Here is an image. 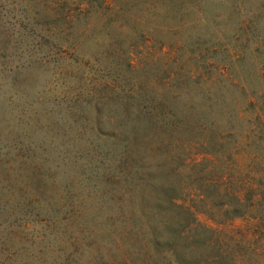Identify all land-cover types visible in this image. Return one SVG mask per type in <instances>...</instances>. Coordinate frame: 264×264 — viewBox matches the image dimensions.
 Here are the masks:
<instances>
[{
    "label": "rangeland",
    "instance_id": "374dc122",
    "mask_svg": "<svg viewBox=\"0 0 264 264\" xmlns=\"http://www.w3.org/2000/svg\"><path fill=\"white\" fill-rule=\"evenodd\" d=\"M73 3L0 0L4 263L108 260L83 250V231L107 246L111 214L124 202L114 162L90 147L112 141L102 136L113 130L108 118L151 105L176 126L148 136L138 158L151 186L141 189L196 195L190 202L214 219L201 212L199 221L216 232L197 255L264 264V0H116L109 16L67 19ZM116 93L155 100L125 105ZM239 189L244 214L225 218L227 193Z\"/></svg>",
    "mask_w": 264,
    "mask_h": 264
},
{
    "label": "trees",
    "instance_id": "16d2710c",
    "mask_svg": "<svg viewBox=\"0 0 264 264\" xmlns=\"http://www.w3.org/2000/svg\"><path fill=\"white\" fill-rule=\"evenodd\" d=\"M61 1V0H60ZM66 2V0H63ZM75 9L70 6L63 12V16L72 19L75 15L85 16L98 15L96 19H101L105 15L114 13L116 0L108 3L107 0H74ZM77 10V11H76ZM77 12V13H74ZM107 18V17H106ZM114 24L120 25L114 22ZM118 102L130 105L132 101L142 103L144 100L152 104L154 98L125 97L121 99L116 93ZM132 100V101H131ZM170 116H173V114ZM157 109L142 107L136 111L128 108L123 109L114 117L113 130L110 133H103L107 140L111 139L108 145L102 143H92L90 154L99 156L102 160H112L115 164L117 176L113 178V183L120 185V189L115 190L118 200H122L124 205L111 214L109 223V233L107 234L109 244L103 248L97 242L96 230L89 229L83 231L84 241L82 248L86 251H95V256L100 260L103 256H108L106 262L99 264H214L215 256H205L197 251L210 248L216 241V232L213 228L202 224L199 213H205L209 217L207 209L198 210L190 202L184 189L178 188V193L171 187H161L158 189L142 190L143 184L149 183V178L142 177L139 172L142 155L145 151L147 138L153 132L157 133L169 126L173 130L176 124ZM186 118V122H187ZM183 123V122H182ZM181 127L178 122V129ZM144 150V151H143ZM197 159H185L183 165L196 164ZM0 167L2 163L0 162ZM6 176L10 175L8 169ZM0 179L4 177L0 175ZM104 181H108L104 176ZM233 203H224L221 207L222 215L227 218L243 216L241 212L246 206L245 197L241 190L227 193ZM201 202L205 201V194L197 195ZM33 199H26L25 204H30ZM7 207V201L0 197V209ZM217 222V221H216ZM202 232L211 233L210 237L200 239ZM95 235V238H94ZM207 237V238H206ZM75 241L70 243L74 247ZM108 254V255H106ZM196 254V255H195ZM0 264L4 263V258L0 256Z\"/></svg>",
    "mask_w": 264,
    "mask_h": 264
}]
</instances>
